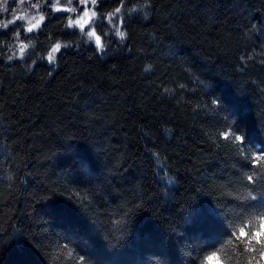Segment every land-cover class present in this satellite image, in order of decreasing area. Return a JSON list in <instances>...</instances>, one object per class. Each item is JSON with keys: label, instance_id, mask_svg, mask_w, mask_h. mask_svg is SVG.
I'll list each match as a JSON object with an SVG mask.
<instances>
[{"label": "trees", "instance_id": "16d2710c", "mask_svg": "<svg viewBox=\"0 0 264 264\" xmlns=\"http://www.w3.org/2000/svg\"><path fill=\"white\" fill-rule=\"evenodd\" d=\"M32 2L40 28L0 27V264H264L233 236L264 180L220 135L264 150V0H99L102 49Z\"/></svg>", "mask_w": 264, "mask_h": 264}, {"label": "snow or ice", "instance_id": "6c2138e0", "mask_svg": "<svg viewBox=\"0 0 264 264\" xmlns=\"http://www.w3.org/2000/svg\"><path fill=\"white\" fill-rule=\"evenodd\" d=\"M20 2L23 4L24 0H20ZM47 2V0H46ZM80 4L84 6L82 11V15H80L78 18H73L71 16L67 17V28H79L80 32L84 35H86L90 40L94 39L95 45L97 49H102L103 44L101 40V35H98L95 27H92L91 30H85L86 26L92 24L93 18L97 17L98 11L92 10L89 8V3L95 7L99 0H79ZM68 6L67 7H61L59 0H54L50 4V7H52L56 12H77V8L71 7L72 0H67ZM30 7L33 8H40L42 5L39 3H32ZM129 12H135L137 9H127ZM121 13V7H116L113 12H110L107 14L109 23L115 24L117 21H119L121 18L119 14ZM25 16H16L15 20H24ZM45 16L39 15L38 17L36 15H33L31 18L27 20L28 27L26 31L28 33H31L34 29H38L41 26V23L44 21ZM104 19V14L101 13L99 20L102 22ZM15 23L14 20H9L4 23H0V27L7 28L9 24ZM250 27H255V25H251ZM116 34L120 36L121 40L125 38V32L121 31L119 27L116 29ZM19 35V33H17ZM69 45L64 44L61 45L60 43H56L54 46L51 47V50L47 53V60L50 64H53L56 60V54L61 51L62 48H67ZM28 47L27 44L21 43L19 45V55L21 58H23L25 49ZM15 55V54H14ZM13 57H9V59H13ZM261 63H264V60L261 61ZM145 71H150V68H146ZM167 91V89H166ZM213 103H216L213 101ZM220 135L223 136V139L229 141V144L235 145L236 142H239V147L236 148V151L240 153L243 158L248 162V172L245 173L246 180L249 183H256L257 180H264V150H261L258 154H253L250 149L247 148V141L246 139L240 135L237 134L235 131H226L221 133ZM255 169L259 170V174L255 171ZM255 199V197H253ZM260 229L254 233H248L245 232L244 228H240L237 232L233 233L235 241L238 242V246L243 245V248H240V254L243 255L244 251L252 252L257 251V249L254 247L255 244H259L258 251L261 254H264V217L260 218ZM233 243L232 240H229L228 244L231 245ZM219 252H224V248H221ZM210 259H215L218 262H220V256L217 252H212L209 256L206 257V261Z\"/></svg>", "mask_w": 264, "mask_h": 264}, {"label": "rangeland", "instance_id": "374dc122", "mask_svg": "<svg viewBox=\"0 0 264 264\" xmlns=\"http://www.w3.org/2000/svg\"><path fill=\"white\" fill-rule=\"evenodd\" d=\"M32 3H33L32 0H24L23 4L20 2V0H7V3L4 4V0H0V11H1L3 17L6 16V20H3V22H7L9 20H14L15 23H12V24H9V25H13V24H16V23H18V24L22 23V24L25 25V27L27 29V27H28L27 20L29 18H31L33 15H36L37 17L39 15H44L45 16V11H44L45 8L43 7V5L40 8H33V7H30V5ZM59 3H60L61 7H67L68 6L67 0H59ZM71 7L77 8V12H75V13L66 12V13H69V15L71 17L78 18L80 15H82L81 9H83L84 6L80 4L79 0H72ZM4 8H6L7 10L5 11ZM89 8H91L92 10H96V8L93 7L90 3H89ZM16 16H25V19L24 20H15ZM95 19H96V17L93 18L92 24L86 26V29H85L86 31L87 30H91V28L94 27ZM43 22L41 23V25L43 24ZM34 30H36V29H34ZM97 34H98V32H97ZM91 40L95 43L94 39H91ZM101 40H102V37H101ZM21 43L27 44L26 42H19V45ZM19 45H18L17 54H19ZM260 227H261V225H259V229H260ZM219 264H223L221 259H220Z\"/></svg>", "mask_w": 264, "mask_h": 264}, {"label": "clouds", "instance_id": "9594fccd", "mask_svg": "<svg viewBox=\"0 0 264 264\" xmlns=\"http://www.w3.org/2000/svg\"><path fill=\"white\" fill-rule=\"evenodd\" d=\"M6 3H7V0H4V4H6ZM4 10L6 11L7 9L4 8ZM262 256H264V254H262ZM207 264H219V262L217 260H215V259H210V260L207 261ZM249 264H251V261H249Z\"/></svg>", "mask_w": 264, "mask_h": 264}]
</instances>
